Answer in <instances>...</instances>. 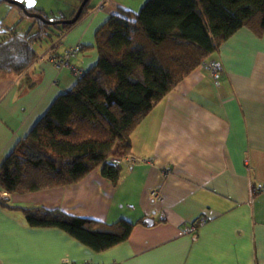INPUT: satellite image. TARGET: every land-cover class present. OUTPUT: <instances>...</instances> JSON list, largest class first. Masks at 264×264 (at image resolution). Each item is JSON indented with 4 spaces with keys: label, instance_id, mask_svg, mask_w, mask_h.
Segmentation results:
<instances>
[{
    "label": "crops",
    "instance_id": "1",
    "mask_svg": "<svg viewBox=\"0 0 264 264\" xmlns=\"http://www.w3.org/2000/svg\"><path fill=\"white\" fill-rule=\"evenodd\" d=\"M145 1L95 0L25 71H0V166L76 83L52 58L81 43L72 63L91 68L97 28ZM208 59L221 65L219 83L201 65L157 104L132 134L129 156L138 161L120 162L117 186L102 167L77 183L31 193L9 194L0 184L7 204L0 203V264H264V33L242 28ZM32 207L107 223L152 222L96 252L62 229L29 226L23 209ZM199 218L205 223L189 232Z\"/></svg>",
    "mask_w": 264,
    "mask_h": 264
},
{
    "label": "trees",
    "instance_id": "2",
    "mask_svg": "<svg viewBox=\"0 0 264 264\" xmlns=\"http://www.w3.org/2000/svg\"><path fill=\"white\" fill-rule=\"evenodd\" d=\"M26 9L48 18L41 9ZM78 22L49 25L35 18L34 33V25L23 34L15 27L0 30V71H25L38 57L35 44L55 42ZM242 28L263 35L264 0H146L138 12L119 9L95 32L97 63L81 77L72 74L75 85L58 95L0 166L3 191L74 184L98 167L117 186L138 125ZM0 203L7 205L4 198ZM23 213L29 226L62 229L96 252L127 241L137 223H146H107L45 207Z\"/></svg>",
    "mask_w": 264,
    "mask_h": 264
},
{
    "label": "rangeland",
    "instance_id": "3",
    "mask_svg": "<svg viewBox=\"0 0 264 264\" xmlns=\"http://www.w3.org/2000/svg\"><path fill=\"white\" fill-rule=\"evenodd\" d=\"M23 3L25 6L29 3L41 4L46 7V15L49 20H60L68 19L72 12L76 9L79 4V0H15ZM137 1V0H133ZM27 3V4H26ZM8 8H13L14 11H8ZM19 12L24 16L23 20L20 17L17 18L15 13ZM22 12V13H21ZM23 9L19 6L9 2H2L0 5V29L6 30L15 27L19 33H26L30 27L35 26L32 31H37L38 27L35 23V18L24 15ZM20 20V21H19ZM52 43V40H44L40 43L35 44L37 53H40L45 47ZM126 156L124 159H126ZM123 159V160H124Z\"/></svg>",
    "mask_w": 264,
    "mask_h": 264
},
{
    "label": "built area",
    "instance_id": "4",
    "mask_svg": "<svg viewBox=\"0 0 264 264\" xmlns=\"http://www.w3.org/2000/svg\"><path fill=\"white\" fill-rule=\"evenodd\" d=\"M83 49V44L78 43L70 48H68L62 55L60 56H55L52 58L53 64L60 69L67 68L70 70V72L75 76V77H81L83 76L85 69L78 67L77 65H74L72 63V59L78 55V53ZM202 66H205L208 71L210 76L213 78L215 84L219 83V78L221 75V65L218 61L216 60H210L206 59L202 64ZM126 161L128 162H134L138 161V158L129 156L126 158ZM169 169V168H167ZM170 170V169H169ZM151 196L159 201H162V195L159 193L157 190H153L151 192ZM206 219L205 218H199L195 220L194 222L191 223V225L188 228L189 232H194L197 230V228L205 223Z\"/></svg>",
    "mask_w": 264,
    "mask_h": 264
},
{
    "label": "water",
    "instance_id": "5",
    "mask_svg": "<svg viewBox=\"0 0 264 264\" xmlns=\"http://www.w3.org/2000/svg\"><path fill=\"white\" fill-rule=\"evenodd\" d=\"M6 1L22 8L23 11L25 12V14H27V16L34 17V18H40L41 20L45 21L49 25H58V24H73V23L78 22V20L80 19L81 15H82L83 10H84V6L86 5V3L89 0H82L81 4L79 5V7L76 10L75 15L72 18L60 19V20H49L43 14L29 12L23 3H20L18 1H15V0H6ZM146 221L148 223L152 222L151 219H147Z\"/></svg>",
    "mask_w": 264,
    "mask_h": 264
},
{
    "label": "flooded vegetation",
    "instance_id": "6",
    "mask_svg": "<svg viewBox=\"0 0 264 264\" xmlns=\"http://www.w3.org/2000/svg\"><path fill=\"white\" fill-rule=\"evenodd\" d=\"M73 17V16H72ZM72 17H70V18H72Z\"/></svg>",
    "mask_w": 264,
    "mask_h": 264
}]
</instances>
